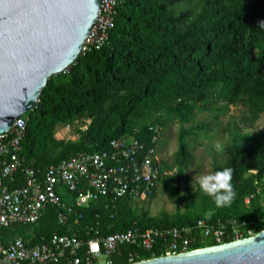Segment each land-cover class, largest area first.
<instances>
[{
	"label": "trees",
	"instance_id": "obj_1",
	"mask_svg": "<svg viewBox=\"0 0 264 264\" xmlns=\"http://www.w3.org/2000/svg\"><path fill=\"white\" fill-rule=\"evenodd\" d=\"M261 21L264 0H121L107 44L81 54L64 73L51 77L34 109L23 116L25 135L18 155L23 167L41 172L77 153L110 151L117 139H135L145 145L141 157L152 148L157 155L165 127L178 121L181 132L174 161L158 163V186L163 183L176 212L152 217L148 210L139 213L138 203L128 198L102 196L88 208L75 209L65 226L59 224L56 209L48 208L36 225L17 227L7 231V236L30 242L34 235L31 243L55 233L85 240L91 237V228L108 235L134 224L143 229L166 228L199 220L244 221V238L249 230L264 231V198L254 187L256 180L264 178V131L242 135L240 129L242 125L255 130L264 115ZM231 107H239L243 115L240 122L230 116L227 131L233 126L235 133L223 150L224 160L214 161L212 172L234 170L236 197L230 206L217 208L187 174L194 164L187 138H198L201 132L206 137L221 124L222 116L230 114ZM203 112L214 113L215 121L193 124ZM75 121L87 128L81 130ZM190 122V128H183ZM67 125L72 126L76 141L56 139L57 127ZM15 178L12 187L22 186L21 175ZM158 188L148 201L155 198ZM251 195L254 198L246 205ZM207 246L215 244L206 242L194 249ZM130 251L123 249L112 264H127ZM151 256L142 252L139 260Z\"/></svg>",
	"mask_w": 264,
	"mask_h": 264
},
{
	"label": "built area",
	"instance_id": "obj_2",
	"mask_svg": "<svg viewBox=\"0 0 264 264\" xmlns=\"http://www.w3.org/2000/svg\"><path fill=\"white\" fill-rule=\"evenodd\" d=\"M121 0H99L96 21L83 44L81 54L92 49H102L115 27L117 9ZM81 130L87 128L75 121ZM26 120L17 119L9 132L0 135V264H112L114 256H121L125 248L127 264H139L160 257L187 254L196 245L212 242L215 246L256 236L253 230L244 238L246 223L236 220H199L192 225L155 227L143 229L136 224L130 229L103 235L91 228V237L83 240L75 235L52 234L40 237L31 243L21 237H9L7 231L17 227L36 225L48 208L57 211L60 225L68 224L69 215L75 209L88 208L91 201L100 197L113 200L128 198L136 203L149 197L160 180L159 158L154 148L144 157L145 145L135 139H117L110 151L81 152L48 166L40 174L37 170L23 167L19 158L20 144L25 135ZM72 129L71 125L65 127ZM156 133L159 129L156 128ZM157 137H154L156 142ZM21 175L22 186L16 183V174ZM256 174L255 171H252ZM255 192L264 198V178L255 181ZM65 190L75 197V207L67 208L59 198ZM254 195L246 198L248 205ZM230 243V242H229ZM215 246H207L215 247ZM152 253L150 259L139 260L140 253ZM157 253L160 255L157 256Z\"/></svg>",
	"mask_w": 264,
	"mask_h": 264
},
{
	"label": "water",
	"instance_id": "obj_3",
	"mask_svg": "<svg viewBox=\"0 0 264 264\" xmlns=\"http://www.w3.org/2000/svg\"><path fill=\"white\" fill-rule=\"evenodd\" d=\"M99 0H0V135L38 103L48 80L81 55ZM139 264H264L254 237Z\"/></svg>",
	"mask_w": 264,
	"mask_h": 264
},
{
	"label": "rangeland",
	"instance_id": "obj_4",
	"mask_svg": "<svg viewBox=\"0 0 264 264\" xmlns=\"http://www.w3.org/2000/svg\"><path fill=\"white\" fill-rule=\"evenodd\" d=\"M232 111L230 114H226L219 119L221 124H217V126L213 127L210 133H207L205 137L203 133L200 137H188L187 143L191 146L194 155V164L190 167L188 171V175L197 182V178L202 175L210 174L212 172L213 162H221L224 160L222 156L223 150L225 146L229 143V141L233 137V133H235V127L231 126L230 131H227V126L230 123V116L235 117V121L240 122V119L243 115L242 109L231 107ZM199 121L210 123L211 121H215V114L209 112L199 113L194 120H192L193 124H198ZM218 122V121H217ZM191 122L189 124H184L183 128H190ZM241 134L246 135L248 133H255L259 131H264V115L260 118V120L256 124L255 130H250L248 127H243L240 125ZM59 130L57 127L56 132ZM181 132V125L178 121H172L168 124L164 133H162V137L158 141L157 144V155L159 160L164 161L168 164H172L174 161V155L178 151L179 148V134ZM206 133L205 131H203ZM68 140L76 141L78 138L72 130L65 131ZM244 137H240L239 142H241ZM220 144V150L217 151L215 145ZM175 171V170H174ZM170 174V173H169ZM198 183V182H197ZM196 183H193L191 186V191L194 192L196 188ZM158 190L156 191V196L153 200H149L148 198L138 202V212L149 211L150 216L152 217H162L166 215H172L176 212V206L167 198V195L163 189V183H160L158 186ZM187 204V201L183 203V206ZM185 207L182 208V210Z\"/></svg>",
	"mask_w": 264,
	"mask_h": 264
},
{
	"label": "clouds",
	"instance_id": "obj_5",
	"mask_svg": "<svg viewBox=\"0 0 264 264\" xmlns=\"http://www.w3.org/2000/svg\"><path fill=\"white\" fill-rule=\"evenodd\" d=\"M260 26L264 27V21L260 22ZM215 148L219 151L220 144L217 143ZM233 171L229 167L197 178L200 189L212 197L217 208L230 206L236 197V192L232 185Z\"/></svg>",
	"mask_w": 264,
	"mask_h": 264
},
{
	"label": "crops",
	"instance_id": "obj_6",
	"mask_svg": "<svg viewBox=\"0 0 264 264\" xmlns=\"http://www.w3.org/2000/svg\"><path fill=\"white\" fill-rule=\"evenodd\" d=\"M66 127V126H65ZM65 127H58L59 130L56 132V139L58 140H68L66 137L68 134L65 133L66 129ZM45 171V170H44ZM43 171V172H44ZM40 174H42L43 172L38 171ZM59 198L60 201L63 205H65L68 209L69 208H74L75 207V197L70 195L68 192H66L65 190H60L59 193ZM46 212V211H45ZM45 214V213H44ZM44 216V215H43ZM43 218V217H42Z\"/></svg>",
	"mask_w": 264,
	"mask_h": 264
}]
</instances>
